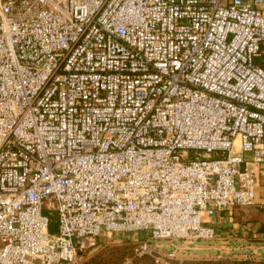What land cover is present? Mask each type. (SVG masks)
Returning a JSON list of instances; mask_svg holds the SVG:
<instances>
[{"label":"built area","instance_id":"2783aa9c","mask_svg":"<svg viewBox=\"0 0 264 264\" xmlns=\"http://www.w3.org/2000/svg\"><path fill=\"white\" fill-rule=\"evenodd\" d=\"M261 1L0 0V264H78L141 230L138 254L210 241L255 204Z\"/></svg>","mask_w":264,"mask_h":264},{"label":"rangeland","instance_id":"374dc122","mask_svg":"<svg viewBox=\"0 0 264 264\" xmlns=\"http://www.w3.org/2000/svg\"><path fill=\"white\" fill-rule=\"evenodd\" d=\"M56 216V212H53ZM221 237V236H220ZM148 238L141 230L134 233H120L101 241L95 249L83 253L78 264L92 260L95 264H154L152 255L157 252L175 250L176 264H238L241 260L250 264L264 263V237L256 243H250L244 251V237L239 241H229L216 237L210 241L184 239H150L155 249L149 254L134 251L136 240ZM249 244V243H247ZM221 254L222 257H218Z\"/></svg>","mask_w":264,"mask_h":264},{"label":"crops","instance_id":"0c3cea01","mask_svg":"<svg viewBox=\"0 0 264 264\" xmlns=\"http://www.w3.org/2000/svg\"><path fill=\"white\" fill-rule=\"evenodd\" d=\"M264 9V0L258 3ZM255 204L240 205L230 211H218L210 220L219 238L235 242L244 237V251L264 237V163H255ZM221 236V237H220ZM249 243V244H247Z\"/></svg>","mask_w":264,"mask_h":264},{"label":"trees","instance_id":"16d2710c","mask_svg":"<svg viewBox=\"0 0 264 264\" xmlns=\"http://www.w3.org/2000/svg\"><path fill=\"white\" fill-rule=\"evenodd\" d=\"M54 211H46V214L49 216V226L48 230L50 233H56L57 231V214L56 216L53 214ZM125 254L121 255L120 260L123 259ZM120 260L118 264H120ZM80 264H95L92 260H86L81 262ZM228 264V263H227ZM238 264H250L248 262H244V260H241ZM258 264H264V263H258Z\"/></svg>","mask_w":264,"mask_h":264}]
</instances>
